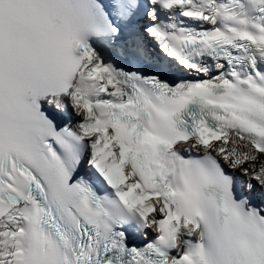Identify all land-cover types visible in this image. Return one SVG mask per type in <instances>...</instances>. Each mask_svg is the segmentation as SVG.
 <instances>
[{
  "label": "snow or ice",
  "instance_id": "1",
  "mask_svg": "<svg viewBox=\"0 0 264 264\" xmlns=\"http://www.w3.org/2000/svg\"><path fill=\"white\" fill-rule=\"evenodd\" d=\"M0 264H264V0H0Z\"/></svg>",
  "mask_w": 264,
  "mask_h": 264
}]
</instances>
